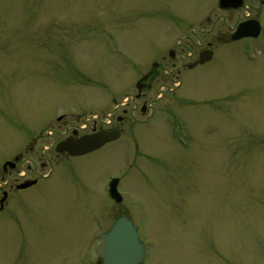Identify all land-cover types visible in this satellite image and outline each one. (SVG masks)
I'll return each instance as SVG.
<instances>
[{"label": "rangeland", "instance_id": "rangeland-1", "mask_svg": "<svg viewBox=\"0 0 264 264\" xmlns=\"http://www.w3.org/2000/svg\"><path fill=\"white\" fill-rule=\"evenodd\" d=\"M202 2L0 0V174L32 145L35 160L53 151L67 124L123 129L29 172L40 185L0 212V264H98L99 235L122 214L142 264H264V14L258 39L223 40L193 66L214 24L196 16Z\"/></svg>", "mask_w": 264, "mask_h": 264}, {"label": "flooded vegetation", "instance_id": "flooded-vegetation-1", "mask_svg": "<svg viewBox=\"0 0 264 264\" xmlns=\"http://www.w3.org/2000/svg\"><path fill=\"white\" fill-rule=\"evenodd\" d=\"M208 1V3H207ZM241 6L238 8H231V7H220L218 0H203L202 3H204L202 10L196 14L199 15V18L203 19V20H207L208 21H212L214 20V24H212L211 28L208 29L207 31H202L203 36H197L198 40H200V42L197 43L199 48V52H198V56H197V60H193L191 62H188L186 64H192L193 66H195V64H197L198 58L200 56V54L202 52H205L207 50L212 51V58L214 56L215 53V49L217 47V45L224 41H227V39L231 37V34L233 33V31L235 30V28L237 27V25L240 22L246 21V20H257L259 22H261V18L260 16H263L264 11L262 10L264 8V0H241ZM234 1H232L231 3H233ZM254 4V5H253ZM262 11V12H261ZM212 16H214L212 18ZM264 18V16H263ZM217 19H219L222 23L224 21H228L231 20V22L234 20V25H227V33H222L219 28L217 30H215L213 27H221V24H215V21H217ZM216 25V26H215ZM191 37V36H190ZM188 37V38H190ZM195 42V41H194ZM169 54H171V57L174 58V54H173V50L169 51ZM192 54H188L189 57H191ZM141 111H144V107L141 108ZM124 113L127 112L126 108H124L123 110ZM63 118L62 116L57 117V121H60ZM122 120V118H119V122ZM88 121V119L86 120ZM86 124V123H85ZM81 125V126H73L71 124H67L65 126V131L61 132L60 135H62L59 139L56 140L55 145L53 146V151L50 149H47L48 147L45 146H41L40 147V153H36V160H38L39 162H36L35 159H33L31 156H33L36 147L34 145H32L31 147H29V150H27V154L28 157H26L25 159H23L22 154L20 152V154H16L15 156L12 157V160L8 159L6 160V162H4L2 164V173L0 174V181H2V185L0 188H2L1 190V197H0V212H2L4 210V208H6L7 203L9 202L8 200L12 197V194L16 193V192H22L28 189H32L33 187H36L38 185H40V180L42 179L43 175H41L42 177H39V173H36V175L34 177H28L29 172H38L39 169H43L45 168L46 164L49 163L52 165V161L49 158V152L52 151L53 157L55 155V159H56V163L60 162V161H70L72 163H74V160H77V158L79 159H83L88 157V155L95 153L96 151H98L99 149L84 154V155H80V156H71L68 152H57L56 151V145L58 142L68 138V137H72L73 139H77L79 137H81L82 135L85 134H90L94 131H100V130H106V131H119L120 132V136L122 134L123 129L121 127L118 126H110L112 125V122H109V126H105V128H103L102 126L97 127L96 124L93 122L92 125L90 126V129H88L87 124L85 125ZM42 137V136H41ZM40 136H38V138H41ZM36 139V138H34ZM112 143V142H111ZM101 149V148H100ZM48 150V151H47ZM38 151V150H37ZM23 162L24 164H26L25 166H23ZM69 162V163H70ZM22 163V169L19 168L18 164ZM71 163V164H72ZM83 164V163H82ZM39 165V167H38ZM70 165V164H69ZM68 168V165L66 166ZM81 171V170H79ZM81 175L85 174V172L81 171L80 172ZM80 175V174H79ZM80 175V176H81ZM47 181V180H46ZM44 180V182H46ZM43 182V186L44 185ZM24 183H29L30 185H28L25 188H20L19 186L24 184ZM120 185V179L118 181V185L117 187H119ZM41 188V187H40ZM40 188H36L37 192L41 193L40 191H38ZM85 190V189H84ZM22 197L19 196L15 199L14 203H23L24 200H20V198ZM123 196H122V201H123ZM121 201V202H122ZM123 215V214H122ZM98 264H101L99 261H97Z\"/></svg>", "mask_w": 264, "mask_h": 264}, {"label": "water", "instance_id": "water-1", "mask_svg": "<svg viewBox=\"0 0 264 264\" xmlns=\"http://www.w3.org/2000/svg\"><path fill=\"white\" fill-rule=\"evenodd\" d=\"M230 0H219L222 7H238L239 0L229 3ZM260 32L259 23L255 20L242 22L232 34V40L244 37H257ZM210 51L202 52L198 63L202 64L210 60ZM118 131H97L88 135H83L77 139L68 137L56 145L57 152H68L72 156L82 155L100 148L104 144L118 139ZM117 178L108 184V193L116 202L121 200V196L116 189ZM29 183L20 185L25 188ZM97 257L102 264H141L144 257V243L139 240L137 227L127 216L117 218L110 229L103 233L97 247Z\"/></svg>", "mask_w": 264, "mask_h": 264}]
</instances>
